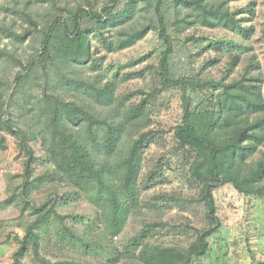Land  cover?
Returning <instances> with one entry per match:
<instances>
[{
	"label": "rangeland",
	"instance_id": "obj_1",
	"mask_svg": "<svg viewBox=\"0 0 264 264\" xmlns=\"http://www.w3.org/2000/svg\"><path fill=\"white\" fill-rule=\"evenodd\" d=\"M108 1L0 0V91L8 105L6 109L20 127L41 126L44 117L39 115L44 100L55 93L66 101L90 103L86 95L75 89L73 82L92 83L98 77L102 84L117 80L116 99L127 106L137 105L146 97L150 120L146 131L155 130L159 134L158 143L145 155L140 210L129 218L118 238H99L102 225L98 210L67 184L56 187L49 184L31 194L36 207L47 204L50 209L56 203L58 215L64 218L61 221L51 215L40 229L42 254L52 262L141 264L129 254L133 239L147 224L159 225L149 238L150 243L181 248H187L195 241L194 229L203 230L209 226L205 206L199 200L200 188L191 182L188 174V155L177 148L174 139V129L183 112L182 89L160 90L162 84L157 68L166 47L156 30L122 51L107 48V41L118 38L115 30L95 31L90 35L93 53L90 64L76 69L65 68L58 62L56 68L49 66L47 72L38 68L25 86L16 84L18 73L27 74L30 62L38 58L45 35L58 17L69 21L70 13L80 7L101 11ZM128 1L120 0L119 9H123ZM223 2H226L225 9L240 22L242 30L205 27L192 12L178 7L173 0L164 2L163 10L173 44L170 71L174 78L186 83L193 107L211 99V91L197 85L204 81L231 83L245 77L260 78L261 96L256 99L264 100V0H215L214 5L220 6ZM153 20V12L144 8L137 15L134 26L150 24ZM185 20L194 23L189 25ZM82 26L90 31L94 29V23L89 20H84ZM13 33L27 34L28 38L21 42L12 36ZM219 46L221 50L216 49ZM239 54L241 59L231 68L233 58ZM255 63L261 64V70L246 74L250 64ZM64 75L68 81L61 78ZM60 81L62 85L57 88ZM6 139V146L0 148V264H13L14 253L20 248L28 226L39 215L23 202L26 155L17 139L9 134ZM125 140L124 144H127L129 137ZM32 146L36 153L33 178L52 172L53 167L46 163L42 142H33ZM263 154L264 147L253 161L260 160ZM156 171L158 178L150 181L149 176ZM214 197L222 227L209 238L208 255L193 264H264V198L241 194L232 185L214 190ZM67 229L84 242L69 243ZM63 236L67 237L64 243ZM84 243L90 247L86 248ZM20 264H39L31 248Z\"/></svg>",
	"mask_w": 264,
	"mask_h": 264
},
{
	"label": "trees",
	"instance_id": "obj_2",
	"mask_svg": "<svg viewBox=\"0 0 264 264\" xmlns=\"http://www.w3.org/2000/svg\"><path fill=\"white\" fill-rule=\"evenodd\" d=\"M173 1L178 7L192 12L205 27L242 30L240 22L225 9L226 2L215 6V0ZM164 2L129 0L123 9H119L120 0H109L101 11L80 7L70 13L69 21L58 17L54 27L45 35L38 58L30 62L27 74L18 73L16 84L25 86L38 68L47 72L49 66L56 68L58 62L63 63L65 68L76 69L90 64L93 60L90 35L95 31L111 28L118 33L116 40L106 42L111 51L131 48L151 30L158 32L166 47L157 68L162 84L160 90L182 89L183 112L174 129V139L177 148L188 155V174L191 182L200 188L199 200L205 206L209 226L203 230L194 229L195 241L187 248H181L150 243L149 238L159 225L147 224L133 239L129 256L141 264H193L208 255L211 249L209 238L222 227L214 190L232 185L241 194L264 198V154L260 160L253 161L264 147V100L256 99V96H261L262 79L245 77L231 83L204 81L197 85L202 90L211 91V99L193 107L186 83L183 79L174 78L170 71L173 44L163 10ZM144 8L153 12L154 20L136 27L134 22ZM84 20L94 23L92 31L83 28ZM186 22L189 25L194 23ZM177 26H180L179 22ZM100 35L103 36V33ZM12 36L21 42L28 38L27 34L13 33ZM240 59V54L236 55L231 68ZM252 70H261V64H250L246 74ZM61 78L68 81L66 75ZM73 83L79 93L89 98L90 103L66 101L55 93L44 100L39 115L44 117L42 125L28 129L20 127L11 117L0 91V148L6 146V134L17 139L26 155L23 202L39 215L28 226L20 248L14 253L13 264H20L29 248L39 264H93L68 260L52 262L42 254L41 226L51 215L61 221L64 219L58 215L56 203L48 209L47 204L36 207L31 199L34 191H40L49 184L52 187L67 184L75 190V194L84 195L96 207L102 225L98 235L100 239L118 238L129 218L140 210L145 155L159 139L155 130L146 131L150 124L148 100L144 97L140 103L131 106L119 102L115 96L117 80L102 84L97 77L92 83L83 80ZM56 85L59 88L62 81ZM157 90L159 92V88ZM103 111L109 113L104 114ZM127 137L129 141L124 144ZM36 141L42 142L46 163L53 167V171L33 178L36 153L32 143ZM158 176L156 171L149 176V180ZM172 200L168 201L169 204ZM66 231L70 235L69 243L84 242L72 230ZM66 239L63 236L62 242ZM84 244L86 248L90 247ZM97 245L100 247V244Z\"/></svg>",
	"mask_w": 264,
	"mask_h": 264
}]
</instances>
